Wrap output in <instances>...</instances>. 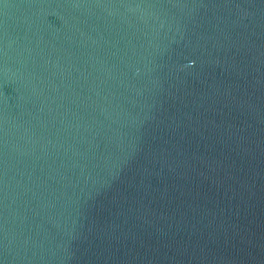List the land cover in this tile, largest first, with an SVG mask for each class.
Returning a JSON list of instances; mask_svg holds the SVG:
<instances>
[{
    "label": "water",
    "instance_id": "water-1",
    "mask_svg": "<svg viewBox=\"0 0 264 264\" xmlns=\"http://www.w3.org/2000/svg\"><path fill=\"white\" fill-rule=\"evenodd\" d=\"M0 264H264V0H0Z\"/></svg>",
    "mask_w": 264,
    "mask_h": 264
}]
</instances>
